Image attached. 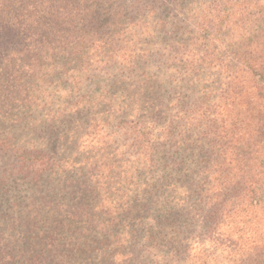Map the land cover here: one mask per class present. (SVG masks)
<instances>
[{"label": "trees", "instance_id": "1", "mask_svg": "<svg viewBox=\"0 0 264 264\" xmlns=\"http://www.w3.org/2000/svg\"><path fill=\"white\" fill-rule=\"evenodd\" d=\"M134 25L147 44L125 63L140 95L122 104L143 124L161 108L177 119L141 142L152 180L132 178L137 194L104 195L75 165H51L0 130V264H264V0H0L6 90H18L19 60L44 80L60 59L98 62L85 55L108 32L117 62ZM160 35L163 52L152 41ZM9 108L0 113L12 121ZM141 212L157 223L141 251L119 259L116 249L144 229Z\"/></svg>", "mask_w": 264, "mask_h": 264}, {"label": "rangeland", "instance_id": "2", "mask_svg": "<svg viewBox=\"0 0 264 264\" xmlns=\"http://www.w3.org/2000/svg\"><path fill=\"white\" fill-rule=\"evenodd\" d=\"M136 28L137 25H134L130 30L133 34H128L131 40L121 43L122 48L117 51L120 55L115 59L117 62L113 61L114 51L109 49L113 39L106 37L110 35L109 32L103 37L106 43L100 49H83L88 51L86 57L90 56L98 62L85 66L77 64V61L69 64L60 59L56 66H50L46 72L40 71L42 77L45 75V80L37 78V72L28 70L19 60L14 84L20 92L23 91L21 93L13 86L6 90L10 82L0 69V104L1 107L10 105L8 112L13 118L12 121L4 120L5 115L0 113V130L11 132L14 136L12 143L18 148L35 147L46 153L44 155L51 165H75L77 170L73 168L72 171L76 177L102 184L103 188L99 192L114 197L140 193L135 189L136 185L147 184L152 180L153 173L141 142L145 138L159 139L160 128L177 120L175 110L166 114V110L161 108L143 115L145 121L152 123L143 124L137 119L141 118L138 109L128 114L127 107L122 104L140 95L135 91L139 78L130 72L128 63H125V60L142 54L146 48L147 41L143 35L135 33ZM109 29H113V26ZM102 33L103 30L100 35ZM164 38L160 35L158 39L152 40L158 43L160 51L165 47L168 50ZM169 43L170 40L167 41ZM147 48L150 53H154V47ZM56 56H53V62L58 61ZM142 72L147 74L146 71ZM9 91L23 96L28 94V100L22 103L20 98L13 96L10 101L6 97ZM152 125L156 128L152 129ZM93 168L97 173H94ZM134 177L137 179L136 185H128ZM19 188L25 187L20 185ZM19 194L26 195L24 191H19ZM140 215L146 218L145 213L141 212ZM154 215L151 212L144 220V229H141V225L134 228L137 229V239L124 242L116 249L119 259L128 258L125 256L128 252L141 251L138 248L144 244L142 233L157 223ZM128 224L132 226L134 223L130 221ZM127 230L116 228L120 237ZM122 238H126V234ZM144 254L147 255V251L144 250ZM227 261L222 258L208 261L207 264H228Z\"/></svg>", "mask_w": 264, "mask_h": 264}]
</instances>
